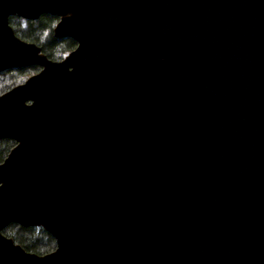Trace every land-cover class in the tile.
Instances as JSON below:
<instances>
[{"label":"water","instance_id":"obj_1","mask_svg":"<svg viewBox=\"0 0 264 264\" xmlns=\"http://www.w3.org/2000/svg\"><path fill=\"white\" fill-rule=\"evenodd\" d=\"M47 12L78 45L0 99V264H264V0H0V71Z\"/></svg>","mask_w":264,"mask_h":264},{"label":"trees","instance_id":"obj_2","mask_svg":"<svg viewBox=\"0 0 264 264\" xmlns=\"http://www.w3.org/2000/svg\"><path fill=\"white\" fill-rule=\"evenodd\" d=\"M60 16L50 12L36 19H29L19 14L9 17V23L15 34L41 48V53L51 61H63L77 47L78 41L70 36H57L55 29ZM42 65L34 63L22 67H11L0 71V94L24 84L30 77L42 70ZM31 103V101H28ZM17 141L11 137L0 138V164L16 147ZM2 233L29 253L46 256L57 250L56 237L42 225H25L10 222Z\"/></svg>","mask_w":264,"mask_h":264},{"label":"rangeland","instance_id":"obj_3","mask_svg":"<svg viewBox=\"0 0 264 264\" xmlns=\"http://www.w3.org/2000/svg\"><path fill=\"white\" fill-rule=\"evenodd\" d=\"M55 34H56V29H55ZM34 61H36V62H39L41 65H42V68H45L46 66H48L49 64H50V61H48L47 59H46V57L43 55V54H41V53H39L35 58H34ZM56 62V61H55ZM61 62H64L67 66H68V68L70 69V70H72L73 69V63H72V59H71V55H68L65 59H64V61H61ZM52 63V62H51ZM10 91V90H9ZM8 91V92H9ZM7 92H5V93H3V94H0V99L6 94ZM31 103H32V101H31ZM29 104V103H28ZM0 185H1V183H0ZM54 252H56V251H54ZM53 252V253H54ZM52 254V253H51ZM49 255V254H48Z\"/></svg>","mask_w":264,"mask_h":264},{"label":"bare ground","instance_id":"obj_4","mask_svg":"<svg viewBox=\"0 0 264 264\" xmlns=\"http://www.w3.org/2000/svg\"><path fill=\"white\" fill-rule=\"evenodd\" d=\"M19 124H21V125H22V124H23V122H22V121H19Z\"/></svg>","mask_w":264,"mask_h":264}]
</instances>
